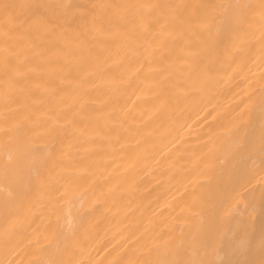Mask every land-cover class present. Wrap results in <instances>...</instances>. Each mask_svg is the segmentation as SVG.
Returning a JSON list of instances; mask_svg holds the SVG:
<instances>
[{
    "label": "bare ground",
    "instance_id": "bare-ground-1",
    "mask_svg": "<svg viewBox=\"0 0 264 264\" xmlns=\"http://www.w3.org/2000/svg\"><path fill=\"white\" fill-rule=\"evenodd\" d=\"M9 2L26 5L21 19L33 28L17 48L24 75L0 66V126L6 107L21 105L34 123L11 140L0 133V262L173 259L163 241L179 243L183 230L208 264H259L261 31L258 18L250 32L220 27L212 7L259 0ZM129 3L206 7L191 28L169 20L151 34L130 31L123 10L97 7ZM250 96L255 147L233 153L226 130ZM228 209L209 239V217Z\"/></svg>",
    "mask_w": 264,
    "mask_h": 264
},
{
    "label": "snow or ice",
    "instance_id": "snow-or-ice-1",
    "mask_svg": "<svg viewBox=\"0 0 264 264\" xmlns=\"http://www.w3.org/2000/svg\"><path fill=\"white\" fill-rule=\"evenodd\" d=\"M25 7L26 5L9 2V0H4V2L0 3V17L3 19V25H0V66L3 67L5 73L10 77L24 75L20 70L23 62L19 59L17 48L19 43L27 38L33 28L32 25L25 27L26 22L21 19V9ZM57 7L68 8L70 6L58 5ZM97 7L121 9L124 15L119 17V19L123 20L126 26H130V31H134L136 27H140L144 32L151 34L155 26L166 28L169 20L182 28H191L199 20L195 10L206 6L184 3H129L121 5H99ZM212 7L222 10L219 15L218 25L224 28L239 26L246 32H250L257 23L258 18L261 31V52L264 54V0H259V3L236 2L213 5ZM46 23L44 20H38L36 21V27H44ZM7 103L8 97L6 95ZM254 105L255 100L250 96L245 108L241 109L232 126L226 130V135L230 142L229 147L233 153L254 150L255 145L251 143V133L248 132ZM259 105L261 113L259 149L262 155H264V88L261 89ZM2 120L3 124L0 126V133L8 136L9 140L13 138L14 134L24 124L34 123L31 114L23 105L17 109L6 107ZM245 135L249 136V140H245ZM66 194H62L61 198ZM194 215L203 224L202 212L198 210ZM230 215L231 209H228L225 211L224 217H209L206 227V235L209 239H211L213 234L225 227L227 218ZM184 236L185 234L181 230V240L179 243L175 237L171 236L163 241L164 249L173 251L175 256L173 259L145 260L142 262L118 260L111 262V264H208L207 261L199 258L197 238L193 237L191 241H186ZM181 245H184L183 250H181ZM153 250L157 253L161 251L160 247L156 246L155 249L149 248L148 252L151 253ZM35 264H79V262L73 260L63 262L56 260H37ZM259 264H264V259Z\"/></svg>",
    "mask_w": 264,
    "mask_h": 264
}]
</instances>
